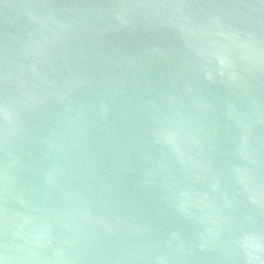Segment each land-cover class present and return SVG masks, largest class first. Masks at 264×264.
Returning <instances> with one entry per match:
<instances>
[{"label":"water","instance_id":"1","mask_svg":"<svg viewBox=\"0 0 264 264\" xmlns=\"http://www.w3.org/2000/svg\"><path fill=\"white\" fill-rule=\"evenodd\" d=\"M0 264H264V0H0Z\"/></svg>","mask_w":264,"mask_h":264},{"label":"clouds","instance_id":"2","mask_svg":"<svg viewBox=\"0 0 264 264\" xmlns=\"http://www.w3.org/2000/svg\"><path fill=\"white\" fill-rule=\"evenodd\" d=\"M252 247L254 248V249H258L259 248V245L258 244H253L252 245ZM252 257L250 256V259H251ZM256 259H258V257H255Z\"/></svg>","mask_w":264,"mask_h":264}]
</instances>
